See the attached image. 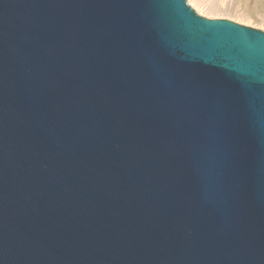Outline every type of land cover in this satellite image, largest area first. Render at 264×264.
Listing matches in <instances>:
<instances>
[{
	"label": "water",
	"instance_id": "obj_1",
	"mask_svg": "<svg viewBox=\"0 0 264 264\" xmlns=\"http://www.w3.org/2000/svg\"><path fill=\"white\" fill-rule=\"evenodd\" d=\"M0 264H264V32L0 0Z\"/></svg>",
	"mask_w": 264,
	"mask_h": 264
},
{
	"label": "bare ground",
	"instance_id": "obj_2",
	"mask_svg": "<svg viewBox=\"0 0 264 264\" xmlns=\"http://www.w3.org/2000/svg\"><path fill=\"white\" fill-rule=\"evenodd\" d=\"M198 14L209 19H229L247 27L264 30V22L244 14H233L225 6L226 0H187Z\"/></svg>",
	"mask_w": 264,
	"mask_h": 264
},
{
	"label": "rangeland",
	"instance_id": "obj_3",
	"mask_svg": "<svg viewBox=\"0 0 264 264\" xmlns=\"http://www.w3.org/2000/svg\"><path fill=\"white\" fill-rule=\"evenodd\" d=\"M225 6L227 10L231 11V13L233 14H236V13L244 14L246 16L257 19L260 22H264V0H226ZM226 20H229V19H226ZM229 21H232V20H229ZM232 22L237 23L235 21H232ZM258 30H261V29H258ZM261 31L264 32V30H261Z\"/></svg>",
	"mask_w": 264,
	"mask_h": 264
}]
</instances>
